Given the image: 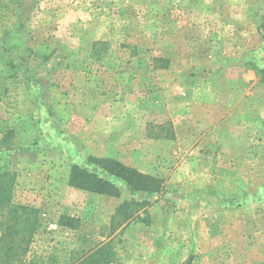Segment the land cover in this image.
Instances as JSON below:
<instances>
[{
  "label": "rangeland",
  "instance_id": "1",
  "mask_svg": "<svg viewBox=\"0 0 264 264\" xmlns=\"http://www.w3.org/2000/svg\"><path fill=\"white\" fill-rule=\"evenodd\" d=\"M260 69L264 0H0V172L41 210L31 254L264 264ZM91 158L163 189L131 192ZM74 165L121 196L70 187Z\"/></svg>",
  "mask_w": 264,
  "mask_h": 264
},
{
  "label": "trees",
  "instance_id": "2",
  "mask_svg": "<svg viewBox=\"0 0 264 264\" xmlns=\"http://www.w3.org/2000/svg\"><path fill=\"white\" fill-rule=\"evenodd\" d=\"M259 75L264 82V69ZM11 132L10 137L13 135ZM9 137V138H10ZM3 144H8V139ZM90 162L107 172L113 179L122 181L131 192H160L162 181L154 176L125 165L113 158H91ZM16 179L10 170L0 172V264H112L115 254L110 244L97 245L83 254L74 253L70 257L56 255L42 256L31 254V244L41 227V210L29 205L16 204L13 191ZM69 186L78 190L108 197H120L119 187L95 173L74 165L69 176ZM132 203H124L119 213L125 220L133 219L127 214ZM62 228L78 231L81 220L70 215H62L59 221ZM185 264H192L188 261Z\"/></svg>",
  "mask_w": 264,
  "mask_h": 264
}]
</instances>
